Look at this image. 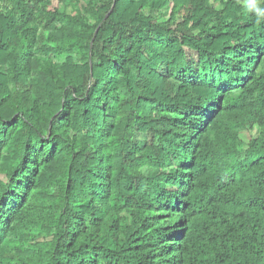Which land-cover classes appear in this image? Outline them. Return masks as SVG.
<instances>
[{"label":"trees","instance_id":"16d2710c","mask_svg":"<svg viewBox=\"0 0 264 264\" xmlns=\"http://www.w3.org/2000/svg\"><path fill=\"white\" fill-rule=\"evenodd\" d=\"M258 8L0 0V264H264Z\"/></svg>","mask_w":264,"mask_h":264},{"label":"clouds","instance_id":"9594fccd","mask_svg":"<svg viewBox=\"0 0 264 264\" xmlns=\"http://www.w3.org/2000/svg\"><path fill=\"white\" fill-rule=\"evenodd\" d=\"M257 13V22L259 23L261 20H264V9H256Z\"/></svg>","mask_w":264,"mask_h":264},{"label":"rangeland","instance_id":"374dc122","mask_svg":"<svg viewBox=\"0 0 264 264\" xmlns=\"http://www.w3.org/2000/svg\"><path fill=\"white\" fill-rule=\"evenodd\" d=\"M138 139H139V140H143V138H142V137H139Z\"/></svg>","mask_w":264,"mask_h":264}]
</instances>
